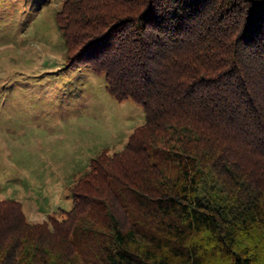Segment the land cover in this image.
I'll return each mask as SVG.
<instances>
[{
	"label": "trees",
	"instance_id": "16d2710c",
	"mask_svg": "<svg viewBox=\"0 0 264 264\" xmlns=\"http://www.w3.org/2000/svg\"><path fill=\"white\" fill-rule=\"evenodd\" d=\"M55 22L144 122L69 210L0 199V264H264V0H61Z\"/></svg>",
	"mask_w": 264,
	"mask_h": 264
},
{
	"label": "rangeland",
	"instance_id": "374dc122",
	"mask_svg": "<svg viewBox=\"0 0 264 264\" xmlns=\"http://www.w3.org/2000/svg\"><path fill=\"white\" fill-rule=\"evenodd\" d=\"M60 5L0 0V199L18 201L33 223L69 210L91 159L119 151L144 122L143 108L112 97L102 74L67 66Z\"/></svg>",
	"mask_w": 264,
	"mask_h": 264
}]
</instances>
